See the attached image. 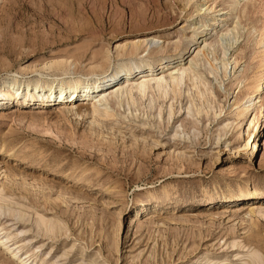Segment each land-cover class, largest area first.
<instances>
[{"label": "rangeland", "instance_id": "rangeland-1", "mask_svg": "<svg viewBox=\"0 0 264 264\" xmlns=\"http://www.w3.org/2000/svg\"><path fill=\"white\" fill-rule=\"evenodd\" d=\"M232 3L0 0V80L75 84L140 58L171 66L218 14L208 40L233 27L239 37L219 88L199 70L216 98L200 101L186 80L173 116L167 100L108 99L97 106L113 117L94 123L82 99L68 110L53 95L0 102V264H264V217L247 214L264 209V0Z\"/></svg>", "mask_w": 264, "mask_h": 264}, {"label": "bare ground", "instance_id": "bare-ground-1", "mask_svg": "<svg viewBox=\"0 0 264 264\" xmlns=\"http://www.w3.org/2000/svg\"><path fill=\"white\" fill-rule=\"evenodd\" d=\"M190 1L192 0H187V2ZM232 1L233 3L230 9L231 11H235L238 0ZM207 10L208 9H206L205 12ZM202 11L203 9L197 8L199 15ZM217 16L219 17L220 15L218 14ZM218 17L210 20L209 25H202L200 27L202 30L199 33V40L186 44L184 47V55L187 56H180L174 60L175 63L171 66L168 60L163 59H159L157 61L151 60L152 62H149V59L147 60L146 58H140L136 63L128 60L123 63H118L115 70H113L111 73L107 74L106 71H103L101 74L92 73L91 77L75 84L61 82L57 85H53L41 83L39 80L32 82L28 80L20 81L17 78H13L11 80L2 79L0 80V102L5 104L7 102L17 101L19 96L23 92H26L28 95H36L40 99L39 103L44 104L45 102H48L46 97L48 95H53L54 100H60L64 102L59 106V109L68 110L69 106L74 105L72 100L82 99L81 102L86 101L89 106H91L88 114L91 116L94 123L96 122V117H113V114L108 110L100 112L97 106L103 102H108V99L114 100L116 102V107L118 108H122L123 105L127 107H138L142 101L144 102V100H148V108L152 110L155 107V102H163L167 100L172 103L171 101L176 102L177 98L180 99L182 89L186 84V80H188L187 82H190V87L194 89L195 94L197 93L198 96L196 95V97H200V99H202L200 101L205 100L207 102V98L216 97L212 91H209L210 87L208 88V83L206 84V81L204 82L202 80L199 70L203 69L202 71L208 74L209 78L213 79L217 84V88H219L220 84L223 82V79L227 77V70L230 66V62L226 55L239 38L236 27H233L230 30H222L221 32L219 31L218 34H214L215 36L213 40H208L209 38H207V36H210L213 31L215 32L216 28L220 26L221 28L224 27V25H221L223 23V19ZM141 45L142 42H137L134 44V53L140 49ZM217 53H219L221 56L220 59L217 58ZM192 55H194L193 58L186 62ZM132 64H135V68L133 69L131 66ZM144 67L146 68L145 70ZM260 67H264V64ZM159 71L161 72L158 73ZM217 81H220V84L217 83ZM262 81L263 80L261 79L254 85L252 92L253 95L249 97L247 104H252L253 102L255 103L250 106L248 105L249 107L254 106V104L258 105L261 103L260 96L258 95L263 89L261 84ZM201 88H203V90H201ZM208 102L210 103V101ZM173 106L174 104L169 105V112L167 116H173V114H175ZM203 107V105L202 107L200 105L198 107L196 104L194 106V111L191 109V107H188L190 108L188 109V112H193L196 116H200L204 113ZM246 110L247 109L245 108L243 110L241 109V111H238L236 117L240 118V116H243ZM220 113L221 112H219L218 116ZM214 115L216 114L214 113ZM255 120L256 118L252 119L249 126L254 125L255 127ZM252 142V134L248 132L243 149L247 150L249 148L253 149L252 152L255 151L256 144L252 146ZM248 196H250V194H248ZM248 211V215L258 214L259 216L264 217V209H250L249 207Z\"/></svg>", "mask_w": 264, "mask_h": 264}]
</instances>
